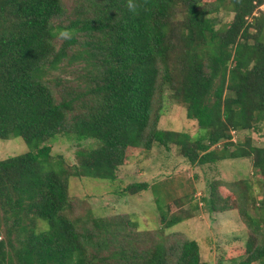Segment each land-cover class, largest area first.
Masks as SVG:
<instances>
[{
    "label": "trees",
    "instance_id": "16d2710c",
    "mask_svg": "<svg viewBox=\"0 0 264 264\" xmlns=\"http://www.w3.org/2000/svg\"><path fill=\"white\" fill-rule=\"evenodd\" d=\"M221 1L131 0L130 10L129 0H75L69 13L65 0H0V139L20 137L29 147L0 160V264H206L196 240L176 248L174 260L164 241L149 252L102 255L113 242L125 246L119 238L132 237L128 224L93 218L90 228L63 212L70 178L115 181L130 148L173 145L192 165L251 158L264 172V147L251 138L235 145L231 135L264 121V38L248 22L264 0H231L235 17L224 31L212 17ZM64 28L72 35L60 42L56 32ZM72 67L80 84L62 93L63 81L52 75ZM166 86L199 136L161 130L158 116L151 120L155 94ZM57 135L95 146L79 145L78 163L68 167L51 154ZM252 186L233 189L242 217L255 199ZM149 189L134 183L124 193ZM154 195L163 232L190 218L169 215ZM210 204L213 212L236 208ZM247 226V257L239 264L264 263V209Z\"/></svg>",
    "mask_w": 264,
    "mask_h": 264
},
{
    "label": "rangeland",
    "instance_id": "374dc122",
    "mask_svg": "<svg viewBox=\"0 0 264 264\" xmlns=\"http://www.w3.org/2000/svg\"><path fill=\"white\" fill-rule=\"evenodd\" d=\"M65 1L71 13L75 0ZM217 1L201 0V3L209 7ZM219 5L218 11L212 14V17L216 21V29L224 31L234 21L235 13L231 0H222ZM68 16L71 17V14ZM182 16L179 14L178 17ZM248 22L252 25L251 33L256 35L261 28L264 38V4L255 9ZM77 72L76 67L63 69L54 72L52 79L61 78V92L65 93L80 84L76 80ZM86 81L87 79L83 78L81 85L85 86ZM167 88L166 86L164 91L159 90L155 94L151 120L154 121L158 116L157 127L161 130L186 132L192 137L199 136L197 123L187 118L185 104L173 98L172 92ZM231 135L235 145L251 138L253 145L264 147V121L251 130L232 131ZM49 145L52 146L51 154L54 157H62L68 167L78 163L76 151L80 149L79 145L85 148L95 146L91 141H79L64 135H57ZM222 145L223 142L216 147L219 149ZM28 151L29 147L20 137L0 139V160ZM144 152L143 149L130 148L124 165L117 170L115 181L89 177L70 178L69 202L63 214L90 228L93 218H111L128 224L125 226L133 239L121 235L119 240L123 241L125 246L113 242L108 248H104L102 255L119 253L120 249L128 256L131 249L149 252L154 249L156 242L164 241L171 253V259L174 260L176 248L187 240H196L200 246L201 259L206 264H239L243 261L247 257L245 251L249 239L247 222L249 218L258 220L263 217L264 172L253 168L251 158L192 165L173 145L167 150L155 144L150 152ZM241 182L252 184L255 196L254 202L248 206L247 218L239 214L237 206L241 207L242 201L238 202V196L233 193L235 185ZM134 183H148L150 189L138 194L124 193L126 188ZM154 193L161 197L169 215L190 218L163 232L161 214L157 209ZM212 200L218 207L226 205L228 201V204H233L236 208L213 212L210 204ZM4 223V213L0 210V226L3 232ZM37 226L44 229L48 224L37 221Z\"/></svg>",
    "mask_w": 264,
    "mask_h": 264
},
{
    "label": "clouds",
    "instance_id": "9594fccd",
    "mask_svg": "<svg viewBox=\"0 0 264 264\" xmlns=\"http://www.w3.org/2000/svg\"><path fill=\"white\" fill-rule=\"evenodd\" d=\"M128 7L130 10H134V5L131 3V0H129ZM56 35L60 39H69L71 38L72 31L70 29L64 28V29L58 30L56 32Z\"/></svg>",
    "mask_w": 264,
    "mask_h": 264
}]
</instances>
